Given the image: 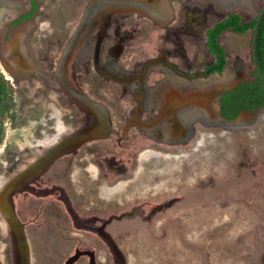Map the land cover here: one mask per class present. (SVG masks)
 Instances as JSON below:
<instances>
[{
	"label": "rangeland",
	"instance_id": "1",
	"mask_svg": "<svg viewBox=\"0 0 264 264\" xmlns=\"http://www.w3.org/2000/svg\"><path fill=\"white\" fill-rule=\"evenodd\" d=\"M240 1L176 0L174 22L144 43L131 41L136 26L100 25L69 80L99 89L106 133L53 76L86 0H40L8 54L0 36V75L13 90L0 144V264H264V106L225 121L217 98L254 80L252 31L221 35L229 73L201 76L212 63L205 31L264 5ZM113 30L122 40L104 38ZM115 43L123 68L102 67L100 49L104 58Z\"/></svg>",
	"mask_w": 264,
	"mask_h": 264
},
{
	"label": "flooded vegetation",
	"instance_id": "2",
	"mask_svg": "<svg viewBox=\"0 0 264 264\" xmlns=\"http://www.w3.org/2000/svg\"><path fill=\"white\" fill-rule=\"evenodd\" d=\"M194 1L196 2L197 0ZM199 1L201 4H209L214 0ZM174 3H176V0H86L84 3L79 19L80 22L87 13L86 28L82 41L78 46L73 47L71 54L67 56V60L61 62V55L65 48L64 45L60 52V56L56 60L53 76L56 77V81L59 85L61 83L60 87L66 89L74 101L86 107L88 111L94 115L96 120L94 130L106 133L111 129L112 125L110 112L107 106L100 103L102 97L98 95L99 89L95 88L91 91L92 93L85 94L78 91L69 80L70 70L72 65H74L78 59L84 42L93 33L97 36L98 31H96V29L105 22L108 23L107 27L109 26V28L112 27V23L118 22L119 26L116 27L119 29L118 31H121L122 27L136 26L137 30L135 31V35L131 37L132 43H136V38L139 39L141 43L149 42L151 40V32L154 31L155 26L166 29L172 22H174ZM240 4H242V2ZM178 5H180V3ZM231 9L235 8L232 7ZM40 11V0H0V36H3L7 43L4 49L7 54L12 48L10 47L9 49L7 45L11 40H13L11 38V32L13 29L34 23L36 18L41 15ZM230 13L239 14V12H228L224 18H226ZM256 17L251 20H255ZM75 29L71 32L69 38L74 33ZM110 35L118 37L117 30H113L111 34L107 32L104 38H108ZM119 40H122V38H119ZM119 40L116 41L118 42ZM103 42L106 41L103 40ZM18 48L21 49L22 47ZM122 51L123 47L115 43L106 51L109 53V56H105L103 58L101 57L102 49H100L98 63L102 67L123 68L120 57L112 55ZM149 63V60L143 61L141 62V65L143 66ZM93 64H95V61H93ZM225 70L226 69H224V71ZM146 93L147 96H149L148 90H146ZM96 96L99 98L98 101L94 98ZM114 107L115 110H117L116 113L121 116L123 115L121 119L124 120L126 118V112L123 114L122 108L118 106V102ZM123 126L124 123L121 125V129Z\"/></svg>",
	"mask_w": 264,
	"mask_h": 264
},
{
	"label": "trees",
	"instance_id": "3",
	"mask_svg": "<svg viewBox=\"0 0 264 264\" xmlns=\"http://www.w3.org/2000/svg\"><path fill=\"white\" fill-rule=\"evenodd\" d=\"M255 20L244 21L237 13L228 16L205 31V47L207 54L214 58L201 73L202 77L221 75L227 67L225 49L219 38L227 31L243 35L253 31ZM257 57L264 69V17L261 21L257 38ZM12 88L0 75V144L3 140V120L8 115L12 102ZM218 115L222 120L233 121L241 113H250L264 106V77L254 71L253 81H240L223 90L218 96Z\"/></svg>",
	"mask_w": 264,
	"mask_h": 264
},
{
	"label": "water",
	"instance_id": "4",
	"mask_svg": "<svg viewBox=\"0 0 264 264\" xmlns=\"http://www.w3.org/2000/svg\"><path fill=\"white\" fill-rule=\"evenodd\" d=\"M86 15H84L83 19L79 22L78 26L76 27L74 33L65 44L64 51L62 52L61 55V62L67 60V56L71 54L73 47L78 46L82 41V38L84 36L83 34L86 28ZM263 17H264V5L259 10L258 15L255 19V26L252 31L251 54H252V62H253L254 70L258 71L264 77V69L261 67L257 57L258 31Z\"/></svg>",
	"mask_w": 264,
	"mask_h": 264
},
{
	"label": "bare ground",
	"instance_id": "5",
	"mask_svg": "<svg viewBox=\"0 0 264 264\" xmlns=\"http://www.w3.org/2000/svg\"><path fill=\"white\" fill-rule=\"evenodd\" d=\"M229 70V65L226 67V70L224 73H226L227 71ZM229 73V71H228ZM227 75V74H226ZM57 128H58V131L60 132L62 130V125L58 122V125H57Z\"/></svg>",
	"mask_w": 264,
	"mask_h": 264
},
{
	"label": "crops",
	"instance_id": "6",
	"mask_svg": "<svg viewBox=\"0 0 264 264\" xmlns=\"http://www.w3.org/2000/svg\"><path fill=\"white\" fill-rule=\"evenodd\" d=\"M211 57H212V56H211ZM211 60H212V62H213L214 58L212 57V59H211ZM224 72H225V71H224ZM223 74H224V73H223ZM223 74H222V75H223Z\"/></svg>",
	"mask_w": 264,
	"mask_h": 264
}]
</instances>
